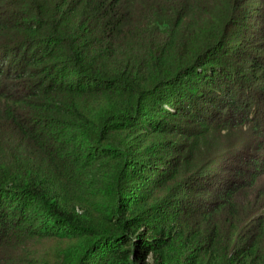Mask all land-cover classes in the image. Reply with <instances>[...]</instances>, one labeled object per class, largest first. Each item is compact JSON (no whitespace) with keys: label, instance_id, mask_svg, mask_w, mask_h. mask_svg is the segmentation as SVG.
Returning a JSON list of instances; mask_svg holds the SVG:
<instances>
[{"label":"trees","instance_id":"trees-1","mask_svg":"<svg viewBox=\"0 0 264 264\" xmlns=\"http://www.w3.org/2000/svg\"><path fill=\"white\" fill-rule=\"evenodd\" d=\"M153 259L264 264V0H0V264Z\"/></svg>","mask_w":264,"mask_h":264},{"label":"clouds","instance_id":"clouds-1","mask_svg":"<svg viewBox=\"0 0 264 264\" xmlns=\"http://www.w3.org/2000/svg\"><path fill=\"white\" fill-rule=\"evenodd\" d=\"M149 255H151V253H149ZM153 264H155V259H153Z\"/></svg>","mask_w":264,"mask_h":264},{"label":"rangeland","instance_id":"rangeland-1","mask_svg":"<svg viewBox=\"0 0 264 264\" xmlns=\"http://www.w3.org/2000/svg\"><path fill=\"white\" fill-rule=\"evenodd\" d=\"M243 21H248V20H243ZM232 38H234V37H232Z\"/></svg>","mask_w":264,"mask_h":264}]
</instances>
